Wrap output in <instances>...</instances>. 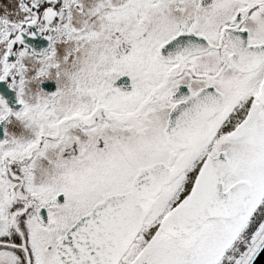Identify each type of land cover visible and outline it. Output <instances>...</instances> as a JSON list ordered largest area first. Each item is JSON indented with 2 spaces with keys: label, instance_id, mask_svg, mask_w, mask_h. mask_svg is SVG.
I'll return each mask as SVG.
<instances>
[{
  "label": "snow or ice",
  "instance_id": "snow-or-ice-1",
  "mask_svg": "<svg viewBox=\"0 0 264 264\" xmlns=\"http://www.w3.org/2000/svg\"><path fill=\"white\" fill-rule=\"evenodd\" d=\"M0 264H264V0H0Z\"/></svg>",
  "mask_w": 264,
  "mask_h": 264
}]
</instances>
